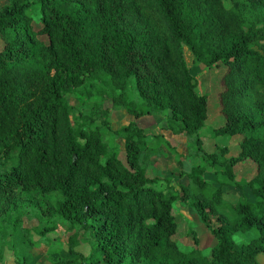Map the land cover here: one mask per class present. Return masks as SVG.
<instances>
[{
    "label": "trees",
    "instance_id": "1",
    "mask_svg": "<svg viewBox=\"0 0 264 264\" xmlns=\"http://www.w3.org/2000/svg\"><path fill=\"white\" fill-rule=\"evenodd\" d=\"M35 3L38 21L33 1L0 0V262L7 264L8 249L12 264H32L29 249L64 221L72 232L67 254L47 255L44 264H259L264 0ZM185 47L194 62L225 67L219 126L207 124L209 94L198 91ZM72 95L98 108L108 99L134 119L113 129L93 116L75 117ZM144 115L162 116V129L187 139L198 160L191 171L175 140L151 137L140 125ZM205 127L213 137L234 139L208 151ZM161 142L178 155L171 179L163 173ZM248 163L255 173L241 182L237 169ZM182 178L186 183L172 184ZM229 182L248 187L252 197L228 199L236 195ZM176 201L196 210L216 238L209 254L195 232V246L180 248ZM240 232L253 236L236 241Z\"/></svg>",
    "mask_w": 264,
    "mask_h": 264
},
{
    "label": "rangeland",
    "instance_id": "2",
    "mask_svg": "<svg viewBox=\"0 0 264 264\" xmlns=\"http://www.w3.org/2000/svg\"><path fill=\"white\" fill-rule=\"evenodd\" d=\"M33 1V5L31 7V12L35 17L36 21L39 20L41 13L39 9V5L36 0ZM38 26V25H36ZM0 43L1 40H0ZM185 58L192 70V73L198 80V91L200 93H208L209 94V117L207 120V124L212 126H219L224 123V117L220 112V103L218 92L222 88L221 84V75L225 69L224 66L218 67L216 69H210L203 64H199L194 62V56L188 47H185ZM90 98L84 97L80 98L78 96L72 95L71 101L73 103V115L75 117L81 115L93 116L95 118L96 124H104L108 123L113 129L119 128L123 125L129 124L134 117L128 114L124 109H116L112 107V103L110 100L106 99L101 108L95 105V102H90ZM216 107L218 109H216ZM216 112V116L218 119L214 120L215 117L211 115ZM78 119L82 120L80 117ZM140 125L143 126L148 134L152 137V134L163 133L162 126L165 124V120L162 116L157 115H144L141 118H138ZM106 120V122H104ZM165 136V134L163 133ZM201 135L204 140V147L208 151H213L217 145H226L233 141L234 137L230 136H220L213 137L210 132L209 127H205L201 130ZM149 138V141L155 142L158 139ZM169 140H175L177 144V151L182 156V160L185 165V171L189 172L198 162L197 159H194L189 155V149L187 145V139L182 136L179 140L168 137ZM118 142L122 144V141L119 139ZM163 150L165 151V157L160 159L161 164H164L163 173L167 177V179L172 178L171 172H178L179 167L176 164V159L178 155L173 153V151L166 146L163 142L160 143ZM239 148L235 152H238ZM120 156L124 158L123 146L121 145ZM160 161L158 164H160ZM166 166V167H165ZM255 173V167L252 163L243 164L237 169V175L241 182L245 181L241 177L250 178ZM210 175L215 180H220V177L216 175V173L207 174ZM179 182H173L172 184L175 187H178L179 184L186 183L187 179L182 178L178 180ZM231 187L234 188L236 195L231 193L226 194V197L230 200H235L238 196L241 195L243 200L250 199L252 197V193L248 187H237L235 183L229 182ZM164 185V184H163ZM225 212L229 213L228 207H223ZM173 211L176 215V220L178 222V237H179V246L182 250L189 251L194 246L193 234L195 232L199 236V247L202 250L203 254H209L210 249L216 245V238L209 231V229L202 223L199 214L194 210L187 202L176 201L174 203ZM67 224L64 221L59 222V230L55 233V235L51 238L42 237L35 247L30 248L29 255L27 256L32 264H44V259L47 255L55 256L57 252H60L63 255H66L65 243L68 241L69 235L72 232L68 231ZM241 235V237H240ZM57 236V237H56ZM253 236L252 232H240L235 234L234 238L236 241L240 242L243 240L248 241L250 237ZM256 259L259 264H264V252H260L257 254ZM6 262L7 264H12L14 261V257L12 256V251H6ZM4 263V262H3Z\"/></svg>",
    "mask_w": 264,
    "mask_h": 264
},
{
    "label": "crops",
    "instance_id": "3",
    "mask_svg": "<svg viewBox=\"0 0 264 264\" xmlns=\"http://www.w3.org/2000/svg\"><path fill=\"white\" fill-rule=\"evenodd\" d=\"M162 132L165 134V138L166 139H169L168 137H170L171 136V138H173V139H176V140H179L180 139V137H182L181 135H175V134H173L171 131H169V130H167V129H162ZM0 264H5V263H1L0 262Z\"/></svg>",
    "mask_w": 264,
    "mask_h": 264
}]
</instances>
